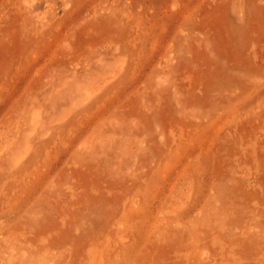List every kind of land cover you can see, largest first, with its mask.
<instances>
[{
    "label": "rangeland",
    "instance_id": "1",
    "mask_svg": "<svg viewBox=\"0 0 264 264\" xmlns=\"http://www.w3.org/2000/svg\"><path fill=\"white\" fill-rule=\"evenodd\" d=\"M0 264H264V0H0Z\"/></svg>",
    "mask_w": 264,
    "mask_h": 264
}]
</instances>
